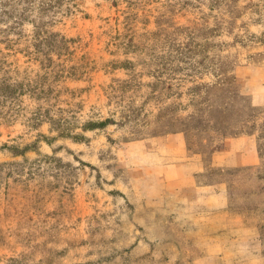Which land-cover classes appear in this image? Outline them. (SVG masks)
Segmentation results:
<instances>
[{"label":"rangeland","instance_id":"1","mask_svg":"<svg viewBox=\"0 0 264 264\" xmlns=\"http://www.w3.org/2000/svg\"><path fill=\"white\" fill-rule=\"evenodd\" d=\"M0 264H264V0H0Z\"/></svg>","mask_w":264,"mask_h":264}]
</instances>
